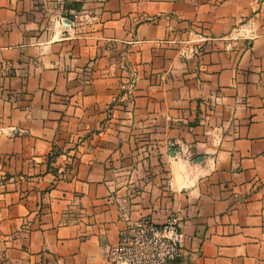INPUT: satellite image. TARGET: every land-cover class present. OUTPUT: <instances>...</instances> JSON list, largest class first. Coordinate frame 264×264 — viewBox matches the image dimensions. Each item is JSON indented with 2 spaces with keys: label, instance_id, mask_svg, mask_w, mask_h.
I'll use <instances>...</instances> for the list:
<instances>
[{
  "label": "crops",
  "instance_id": "1",
  "mask_svg": "<svg viewBox=\"0 0 264 264\" xmlns=\"http://www.w3.org/2000/svg\"><path fill=\"white\" fill-rule=\"evenodd\" d=\"M172 213L176 264H264V0H0V264Z\"/></svg>",
  "mask_w": 264,
  "mask_h": 264
},
{
  "label": "built area",
  "instance_id": "2",
  "mask_svg": "<svg viewBox=\"0 0 264 264\" xmlns=\"http://www.w3.org/2000/svg\"><path fill=\"white\" fill-rule=\"evenodd\" d=\"M182 246V225L172 213L162 223L148 217L129 220L110 255L114 264H176Z\"/></svg>",
  "mask_w": 264,
  "mask_h": 264
},
{
  "label": "rangeland",
  "instance_id": "3",
  "mask_svg": "<svg viewBox=\"0 0 264 264\" xmlns=\"http://www.w3.org/2000/svg\"><path fill=\"white\" fill-rule=\"evenodd\" d=\"M148 140H149V142L151 143L153 139H152V138H148ZM56 155H58V154H56ZM56 155H55V156H56ZM55 156H54V159H55ZM134 157H135L134 154L132 155V157H129V159H130L131 161H130V160H127V161H126V164L121 165V168H123V167L126 168V167H127L126 170H122V171H119V172H124V171L127 172V171H128V172H130V173L128 174L129 176H132V175H134V174H137L136 169H137V170H138V169L140 170V168H137V167H138V164L136 163ZM137 161H138V160H137ZM73 163H74V162H72V165H73ZM128 172H127V173H128Z\"/></svg>",
  "mask_w": 264,
  "mask_h": 264
},
{
  "label": "trees",
  "instance_id": "4",
  "mask_svg": "<svg viewBox=\"0 0 264 264\" xmlns=\"http://www.w3.org/2000/svg\"><path fill=\"white\" fill-rule=\"evenodd\" d=\"M53 157V155L51 156V158Z\"/></svg>",
  "mask_w": 264,
  "mask_h": 264
}]
</instances>
